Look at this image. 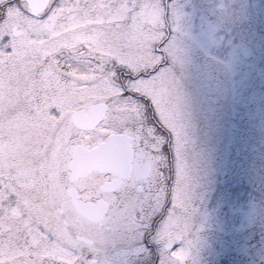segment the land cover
<instances>
[{
	"label": "snow or ice",
	"instance_id": "6c2138e0",
	"mask_svg": "<svg viewBox=\"0 0 264 264\" xmlns=\"http://www.w3.org/2000/svg\"><path fill=\"white\" fill-rule=\"evenodd\" d=\"M170 17L166 0H0V264L194 261ZM169 137L171 187L152 164Z\"/></svg>",
	"mask_w": 264,
	"mask_h": 264
},
{
	"label": "rangeland",
	"instance_id": "374dc122",
	"mask_svg": "<svg viewBox=\"0 0 264 264\" xmlns=\"http://www.w3.org/2000/svg\"><path fill=\"white\" fill-rule=\"evenodd\" d=\"M250 14L243 35L217 32L206 22L175 31L186 43V53L183 56L182 51L174 66L185 71L178 75L181 82L188 83L196 75L199 66L195 59L217 65L216 86L208 85L212 91L222 92L214 95V114L223 121L220 129L225 126L227 133L218 157L210 159L209 168L206 163L201 168L211 171L217 181L203 176L199 182L203 189L194 192L193 188L194 206L199 209L195 222L203 228L200 246L208 252L202 254L200 264H258L259 235H264V16L252 5ZM230 52L235 54L232 60ZM244 58L249 64V78L241 76ZM172 104L177 119L182 118L181 105ZM178 121L184 138L194 133L193 122ZM186 165L187 179L192 180L193 164ZM213 243L221 247L216 254Z\"/></svg>",
	"mask_w": 264,
	"mask_h": 264
},
{
	"label": "flooded vegetation",
	"instance_id": "af4514ba",
	"mask_svg": "<svg viewBox=\"0 0 264 264\" xmlns=\"http://www.w3.org/2000/svg\"><path fill=\"white\" fill-rule=\"evenodd\" d=\"M166 2L175 4L180 13L181 18L179 20H174L171 17L169 18L170 28H177V31L188 25L191 26L197 23L205 24L206 22L208 24L210 23L211 26L217 30V32L228 31L231 34H237L240 32L243 35V33L248 30V21L251 16L250 5L261 10V15L264 16V0H166ZM174 32L175 31L170 32V39L177 41L181 50L183 51L182 55L184 56L186 53V43L181 41L183 40L181 33ZM241 39H243V36ZM237 40L238 39L235 40L236 44L239 43ZM233 53L230 52L231 60L235 57V54ZM184 59L186 58L183 57L182 60ZM195 62L199 67L196 70V75H194L193 79L188 81V83H184L179 80L178 75L182 76L185 72L183 68H173L175 83L171 90V99L172 103L177 104V106L181 105L182 118L179 117L178 120H188L194 123V133L190 134L189 137L184 138L182 159L189 165H191L192 160H194V169L190 172V174L193 176V179H188V182L193 184V188H196L197 186L196 189L194 188V192H197L198 189H203L202 184L199 183L204 178L203 176H205L207 179H209V177H214L215 182L217 181V176L215 177L211 171L201 170V156L203 150L202 142L204 141L205 144H211L213 141L215 142L217 138H206L205 140V138L202 137L200 129L203 126H207L213 118L215 105L214 95L220 96L222 92L221 90L214 91V89L212 91L210 88L211 85L212 87L213 85L216 86V75L218 73L217 65L213 62H203L202 60L198 61L196 59ZM177 66H179V64ZM248 66L249 64L247 58H244L243 64H241L242 77L249 78ZM208 82L210 86L208 85ZM214 92L216 93L214 94ZM246 94L247 93L244 95ZM187 113L190 115L188 118L185 116ZM228 113L229 109L227 111V114ZM148 120L149 122H152L151 115H149ZM258 128L257 131L255 130L257 134L260 133ZM251 135H254V133ZM169 139V161L161 156L157 159H154L152 164L154 170L156 171L159 169H167L168 163L171 165L168 172V175L172 177L170 180L171 187L174 185L175 177V152L173 146L174 142L172 141L171 137H169ZM221 143H223V140ZM208 147L209 146L206 145V150ZM259 240L260 249L258 254V264H264V235L262 236V234H260ZM212 246L213 252H215V254L221 248L219 243H213ZM199 247L200 249H198L195 253L194 261H190V264H200L202 254L208 253L201 249V246Z\"/></svg>",
	"mask_w": 264,
	"mask_h": 264
},
{
	"label": "trees",
	"instance_id": "16d2710c",
	"mask_svg": "<svg viewBox=\"0 0 264 264\" xmlns=\"http://www.w3.org/2000/svg\"><path fill=\"white\" fill-rule=\"evenodd\" d=\"M223 121H221L220 119H217L215 114L213 115V118L211 119V121L208 123L207 126H203L201 127V134L202 137L207 139H212L217 138L216 141L212 142L211 144H205L204 141L202 142V156H201V168L202 165H205V163L207 164V167H210V159H215L218 157V153H220V147L219 145H222L221 141L224 139H227V137L224 134H227L223 131V128L225 126H223L220 129V123H222ZM224 125V124H223ZM227 125V124H226ZM225 136V137H224ZM206 145L209 146L208 149L206 150ZM191 164H193V169H194V160H192ZM204 171H207L206 169H203ZM195 188V187H194ZM197 188V186H196Z\"/></svg>",
	"mask_w": 264,
	"mask_h": 264
},
{
	"label": "water",
	"instance_id": "95a60500",
	"mask_svg": "<svg viewBox=\"0 0 264 264\" xmlns=\"http://www.w3.org/2000/svg\"><path fill=\"white\" fill-rule=\"evenodd\" d=\"M79 163L83 164L85 162V158H81L80 161H78Z\"/></svg>",
	"mask_w": 264,
	"mask_h": 264
}]
</instances>
